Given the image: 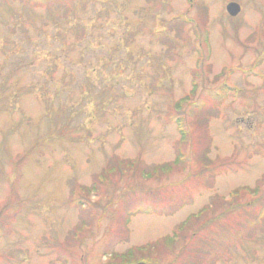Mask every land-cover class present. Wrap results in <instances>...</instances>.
<instances>
[{
  "label": "rangeland",
  "instance_id": "374dc122",
  "mask_svg": "<svg viewBox=\"0 0 264 264\" xmlns=\"http://www.w3.org/2000/svg\"><path fill=\"white\" fill-rule=\"evenodd\" d=\"M229 2L240 5L234 17ZM178 15L187 23L173 20ZM77 26L92 35L77 38ZM195 27L207 33V44ZM154 31L165 32L167 45L152 39ZM81 42L88 44L83 51ZM222 85L235 95L209 99ZM186 95L206 107L186 116L193 105H185L176 113L174 103ZM180 113L192 122V143L208 129L216 169L208 173L197 161L192 171L173 167L146 179L138 167H124L127 174L113 173L86 195L90 204L71 203V194H81L79 187L90 186L113 159L136 158L148 171L173 161L179 149L190 152L168 119ZM186 172L199 175L160 187ZM263 179L264 0H69L50 9L0 0V207L19 206L0 214V264H149L135 258L138 250L111 257L162 239L149 255L162 254L163 262L183 249L176 264H264V225L247 232L232 213L197 231L218 213L205 212L195 235L184 229L164 243L212 196L264 189ZM125 185L160 193L130 190L117 198ZM243 191L235 201L250 200ZM174 201L187 203L173 211ZM150 203L172 210L126 215Z\"/></svg>",
  "mask_w": 264,
  "mask_h": 264
},
{
  "label": "trees",
  "instance_id": "16d2710c",
  "mask_svg": "<svg viewBox=\"0 0 264 264\" xmlns=\"http://www.w3.org/2000/svg\"><path fill=\"white\" fill-rule=\"evenodd\" d=\"M16 1H21L22 3H24L25 5H28L30 7H37V8H46V9H50V6H59L60 4H67V1L69 0H16ZM72 11V6L69 7L67 12H71ZM65 13L63 15L64 18H67L69 16L68 13ZM173 20L178 21L182 24H186L187 20L183 17V15H178L173 17ZM169 22V21H168ZM76 36L79 39H83L85 37H90L92 35V33H90L88 35V32L81 26H77L76 27ZM203 33L204 37L201 38V34ZM200 32L199 27H195V34L197 39L200 40V43L202 44L203 42L205 44L208 43V37H207V33L205 31ZM64 35V34H61ZM165 32H158V31H154L152 34V39L155 41H160L161 43L167 45V37L164 36ZM198 40V41H199ZM81 44L80 47L81 50L83 51L84 49H86L87 47V43H79ZM87 51V50H85ZM197 52L200 54L199 49H197ZM68 83H70V81H68ZM197 86V83L195 81L192 82V89L190 91L191 96L194 95V91L195 88ZM225 94H228L230 96H234L235 95V91L232 88H229L225 85H222L219 90L217 91V93L215 95H209V99H214L216 100V102H219L221 99H223V97H225ZM189 95H186L184 97H182L181 99L177 100L174 103V110H176V113L180 112L182 110V108H184L183 106L187 107L190 105H193L192 107L186 109V111H184L186 116H189L188 113H193V112H198L201 111L204 107H206V103H203L202 101L196 102L194 104H192V102L189 99ZM206 98V97H205ZM185 115H182V113L180 114H173V115H169L168 119L169 121H171L177 130V133L179 135V143L180 144H190L189 149L190 152H188L187 154H185V152L181 149H179V151L176 154V157L173 161L169 162V163H163L160 165H157L153 168H151L150 170H146L145 168L142 167V163L140 160L138 159H132V160H126V161H120V160H116L113 159L111 160L110 163L111 166L107 169H104L102 171L101 174H98L96 176V178L94 179V181L92 182V184L88 187H84V186H80L79 187V191H81V194L78 193H72L71 194V203L76 206V207H82V204L84 202H87L88 204H90V199L89 197H87L86 195L90 194V193H96L98 187L100 185H104L105 184V180H108L111 175L113 173H118L120 176L121 175H125L127 174L125 172L124 167H126L127 171H131L133 173V171L135 170V168L138 167L139 170V176L141 178H146V179H152L153 177H156L159 173L160 174H168L170 171H172L173 167H181V169L184 171L186 169V171H192L191 166L192 164H195L197 161L198 163L202 164L204 169L209 173L211 172V169H216L217 165H215L214 163L212 164L211 160H209L208 158V152L210 149V144L207 143L208 139H204L208 137V129H206L205 132V136L204 138L202 137L200 142H197L196 144L192 143V138H191V123L189 122V120H187V117ZM208 119V117H207ZM35 147V145L33 146V148ZM196 147V148H195ZM201 151L198 154H195V150L198 149ZM193 153V157L194 159L192 160L189 159V157L187 158V155L189 153ZM191 156V155H190ZM214 162V161H213ZM220 167V166H219ZM220 172L214 174L211 178L212 180L214 179V177L217 174H221V169H219ZM201 173V172H199ZM193 172H186V175L184 179H181L177 182L174 183H168V184H164L163 186L161 185L160 187L162 188H167L169 186H175V185H179L180 186V182L184 183L186 182L187 179H189V177H192ZM194 176L199 175L198 172L193 174ZM262 183H264V179L261 181ZM185 184H183L184 187ZM114 189H117L118 187L113 186ZM158 187V186H157ZM208 186H206L207 188ZM156 190L157 192L160 193L159 191V187L158 188H140V187H135L132 185H125V188H123L122 190H117L118 195L117 198H119V196L123 193H127L128 191L132 190L133 192H150L151 190ZM211 189V187H208L207 190ZM248 191L250 193V200L245 201V202H240V201H235L236 198H241L242 195L244 194V191ZM116 192V193H117ZM162 193V192H161ZM214 195V194H213ZM229 198H223V197H218L215 196L213 198H211V203L208 206H205L203 208H201L200 210H198L196 213L190 214L179 226L176 227L175 230H173V234L170 236H166L164 238V243L165 244H173L174 240L178 237V235L184 230V229H191L192 231L195 229V226L197 225V220L199 219V217L203 214H205V212L210 213V211H216L218 212L216 215H212L213 217L205 220L203 223L198 224L196 226L197 231L199 229H202L204 227H206L208 225V222L211 219H215L216 216L222 217V216H229V214H235L239 220H242L243 224L246 226L245 228L248 229L247 232L249 230H253L256 229L259 226L264 225V189H260V187L256 186L253 189L249 188V187H237L236 189L232 190L229 192ZM171 200H173V197L171 196ZM112 202V201H111ZM176 206L173 208V211H177L179 208H181L182 206H184L185 203L184 201H174ZM227 204L225 208H223L221 211H219V206H221V204ZM174 206V205H173ZM138 208H135L134 211L127 213L126 215L128 217L133 216V215H137V214H152V215H169L171 210H167L165 209H161V210H157L155 208V205L152 203H150L149 205H145L142 204L141 206H137ZM19 209V206H13V207H4V209L2 207H0V214L1 213H5L7 211H9L10 209H13V211H16V209ZM9 209V210H8ZM246 213V215H244ZM248 214V216H247ZM215 216V217H214ZM217 217L215 220H219L220 218ZM127 223V221H126ZM126 223L125 226H126ZM84 226V224L82 225V227ZM1 228V225H0ZM178 230V231H177ZM1 232V231H0ZM197 232L194 230L192 235H195ZM243 232L238 230L237 232V236H235V238L241 239L243 238ZM191 235V236H192ZM190 236V239H191ZM73 238H77L76 235L73 236ZM163 241V239L161 240ZM160 241V242H161ZM159 241L153 244H147V245H142L140 248L139 247H132L130 249H128V251L125 254L122 255H116L112 256L111 258H122L124 256H133V252L135 250H138L141 252L140 256H137L135 258H142L147 260V262L149 264H176L178 261V258L183 254V249L180 250V252L178 254L175 255L174 259L171 261H166L163 262V257L162 254H160L161 256L159 258H152L149 255V250L154 249V247L157 245V243H160ZM186 245V244H185ZM184 245V246H185ZM145 252H147L146 254H144ZM160 253V252H159ZM213 256H216V253H214ZM134 257V256H133ZM120 262V261H119ZM102 264H110V262H104Z\"/></svg>",
  "mask_w": 264,
  "mask_h": 264
},
{
  "label": "water",
  "instance_id": "95a60500",
  "mask_svg": "<svg viewBox=\"0 0 264 264\" xmlns=\"http://www.w3.org/2000/svg\"><path fill=\"white\" fill-rule=\"evenodd\" d=\"M226 12L231 16L234 17L240 12V5L236 2H229L225 6ZM132 264H147L145 262H136Z\"/></svg>",
  "mask_w": 264,
  "mask_h": 264
}]
</instances>
